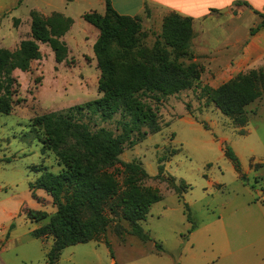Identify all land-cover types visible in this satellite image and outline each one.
<instances>
[{"label": "rangeland", "instance_id": "obj_1", "mask_svg": "<svg viewBox=\"0 0 264 264\" xmlns=\"http://www.w3.org/2000/svg\"><path fill=\"white\" fill-rule=\"evenodd\" d=\"M18 2L0 0L8 5V10L0 12V48L10 52L30 38L32 12L46 19L57 16L56 25L66 17L72 22L59 37L66 47L62 61L55 60L47 44L38 42L39 57L31 60L26 70L12 69L8 73L10 95L0 92V241L7 237L8 231L2 230L5 227H14L17 235V240L2 250L0 264H21V257H26V264H47L52 237L35 238L30 231L46 224L56 207L50 195L42 189L31 190L30 184L45 171L59 174L85 167L82 162L59 159L49 146L42 117L100 99L110 104L113 89L128 88L138 74L165 63L192 66L198 80L159 101L150 95H133L140 114L146 119L152 115L159 131L148 133L132 147L125 145L118 159L136 161L147 177L129 185L120 164L99 162L101 175L97 176L106 189L115 190L105 203L106 230L94 241L65 247L55 264H203L224 239L218 227L223 220L217 217L224 214L227 218L234 209H239L245 221L260 225L264 235V205L260 202L264 198V92L258 115H252L255 103L244 108V125L240 118L222 114L207 94V89H215L249 69L230 74L226 64L233 56L206 54L210 49L199 37L194 41L192 26L187 39V24L171 18L165 21L172 13L152 18L147 10L143 17L132 18L137 28L125 30L112 21L102 34L82 18L93 11L103 14L102 0ZM113 9L122 15L121 6ZM249 18L244 19L246 25ZM100 86L104 91L100 92ZM135 103L130 102L131 106ZM76 117L91 131L104 128L119 133V111L102 118L83 108ZM227 146L237 156L244 179L224 156ZM182 181L187 188L179 198L175 187ZM151 197L160 200L138 222L148 236L142 240L131 232L122 216L126 206L120 202ZM184 204L191 222L186 219ZM30 210L43 211L48 217L30 221ZM191 226L198 227L197 244L185 243ZM261 243L264 246L263 237ZM246 264H259V260Z\"/></svg>", "mask_w": 264, "mask_h": 264}, {"label": "trees", "instance_id": "obj_2", "mask_svg": "<svg viewBox=\"0 0 264 264\" xmlns=\"http://www.w3.org/2000/svg\"><path fill=\"white\" fill-rule=\"evenodd\" d=\"M20 1L22 0L18 3ZM103 3V14L95 11L84 13L83 20L99 28L102 34L112 21L125 30L138 27L132 19L137 16L119 15L113 9L110 0H103ZM238 4L248 6L245 2ZM254 13L259 15L261 21L252 28V34L264 27V13L257 11ZM168 18L187 24L189 26L187 39L191 37L192 18L176 13H172L165 21ZM54 20H57V16L46 19L32 12L30 38L22 40L14 52L0 48V92L2 91L5 96L10 95L11 79L8 73L14 68L28 69L29 62L39 57L38 42L51 48L57 62L65 57L66 47L59 37L68 29L72 19L69 17L59 19V25H56ZM145 72L146 74H138L130 87L113 89L110 104L100 99L88 102L84 107L70 108L63 114L50 113L42 117L45 132L49 137V146L59 159L76 164L82 162L85 165L82 170L69 168L59 174L45 171L40 179L30 184L31 190L42 189L50 195L56 207L55 213L49 216L47 223L31 232L35 238L52 237L53 243L46 253L47 264H55L65 247L94 241L105 232L108 223L104 212L105 203L115 194V190L106 189L101 182V176H97L101 175L98 170L99 162L120 164L129 185L140 183L147 177L146 172L136 161L121 162L118 159L125 145L132 147L148 133L159 131L152 115L146 119L140 114L139 102L133 95L139 97L150 95L152 99L159 101L165 96L190 88L198 80L192 66L165 63L157 69ZM99 90L104 91L101 86ZM263 92L262 69L249 70L215 89H207L208 97L217 109L224 115L240 118V124L243 125L244 108L260 98ZM131 101L136 102L134 106H131ZM83 108L90 113L99 114L102 118L119 111L121 114L120 120L117 121L119 133L114 134L104 128L91 131L87 124L80 122V117H76L82 113ZM142 127H145V130H141ZM224 156L232 162L234 170L241 174L240 162L230 147H225ZM162 169L163 166L160 164L159 170ZM241 177L244 179V174H241ZM170 181H173V178H170ZM183 183L182 181L175 187L179 198L187 188ZM159 200V197H151L125 199L120 202L126 206L122 210V216L129 222L131 232L142 240L148 239V236L138 222L145 219L148 208ZM260 202L264 205V198H260ZM183 207L187 221L191 222L188 206L184 204ZM47 217L43 211L30 210L27 213V218L33 222H40ZM105 244L109 247L108 243Z\"/></svg>", "mask_w": 264, "mask_h": 264}, {"label": "crops", "instance_id": "obj_3", "mask_svg": "<svg viewBox=\"0 0 264 264\" xmlns=\"http://www.w3.org/2000/svg\"><path fill=\"white\" fill-rule=\"evenodd\" d=\"M103 1V0H102ZM114 8L121 6L122 15L131 17H143L147 9L152 18L167 13H176L183 17L192 18L194 41L200 38L202 44H207L210 51L206 54H225L233 56L226 64L227 70L237 73L244 70L264 71V27L252 34L251 30L260 21L258 13H264V0H110ZM238 2H245L248 6L240 5ZM8 5L0 3V12L8 10ZM104 12V11H103ZM249 18L246 25L244 19ZM15 19H18L15 17ZM219 20V21H218ZM251 20V23H250ZM13 23V18H12ZM12 23L10 25H12ZM213 24V25H211ZM242 25H246L244 28ZM195 27V28H194ZM19 28V27H18ZM13 29V28H12ZM196 29H198L196 32ZM7 30L9 28L7 27ZM16 30V29H15ZM260 98L252 102L255 105V114L258 115ZM251 103V104H252ZM234 209L227 218L218 216L223 224L218 226L223 233L224 239L218 242L213 248V253L203 264H246L247 261L259 260L264 264V246L261 237L264 238L261 226L256 223L247 222L241 216V212ZM237 214V215H236ZM7 237L0 241V262L2 250L9 247V244L17 240L14 233L15 228L5 227ZM34 230V229H33ZM31 230L30 233L33 231ZM198 227L189 231L185 243H196ZM28 232L26 233L27 237ZM215 234V230L211 231ZM33 237V236H32ZM183 241V240H182ZM2 247V248H1ZM158 252V251H155ZM114 263V259H111ZM21 264H26V257H21ZM6 264V263H2ZM115 264V263H114ZM178 264V263H176Z\"/></svg>", "mask_w": 264, "mask_h": 264}]
</instances>
